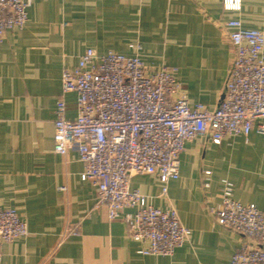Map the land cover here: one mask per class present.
Wrapping results in <instances>:
<instances>
[{"label":"crops","instance_id":"1","mask_svg":"<svg viewBox=\"0 0 264 264\" xmlns=\"http://www.w3.org/2000/svg\"><path fill=\"white\" fill-rule=\"evenodd\" d=\"M229 19L264 30V0H240L235 9L223 0H32L25 25L0 42V208L15 209L27 226L25 236L1 245L0 264L228 263L245 236L218 225L209 208L227 179L235 200L264 215L263 134L186 141L179 176L164 195L155 174L130 176L131 188L155 207H173L191 230L166 256L138 252L146 243L128 234L122 216L129 209L110 220L95 206L77 151L56 153L53 133L61 71L87 48L136 55L152 69L172 67L190 104L215 109L233 59ZM75 98L64 95L68 118L75 117ZM68 226L78 233L61 240Z\"/></svg>","mask_w":264,"mask_h":264},{"label":"built area","instance_id":"2","mask_svg":"<svg viewBox=\"0 0 264 264\" xmlns=\"http://www.w3.org/2000/svg\"><path fill=\"white\" fill-rule=\"evenodd\" d=\"M32 0H0V42L10 29H21ZM240 0H223L226 9ZM233 59L225 81V95L209 110L190 104L174 75V68H148L142 60L113 50L87 48L73 67H64L55 105L53 150L61 155L77 151L80 174L95 188V206L103 205L108 219L120 216L130 237L145 242L138 252L172 255L190 236L173 207H155L129 185L132 174H155L162 183L179 176L184 143L207 134L214 144L228 136L264 135V30L245 29L239 19L225 22ZM75 93V117L66 115L64 95ZM206 175L210 174L205 170ZM208 182H204L207 187ZM63 187H61L62 189ZM233 185L221 179L219 202L209 208L215 222L241 233L245 239L227 264H264V215L253 203L232 197ZM68 226L61 240L76 235ZM27 226L13 208H0L1 245L25 236Z\"/></svg>","mask_w":264,"mask_h":264},{"label":"water","instance_id":"3","mask_svg":"<svg viewBox=\"0 0 264 264\" xmlns=\"http://www.w3.org/2000/svg\"><path fill=\"white\" fill-rule=\"evenodd\" d=\"M224 95H225V87L223 88V90H222V92H221V95H220V98H219V100H218L217 106H218V104L220 103V101L223 99ZM217 106H216V107H217Z\"/></svg>","mask_w":264,"mask_h":264}]
</instances>
